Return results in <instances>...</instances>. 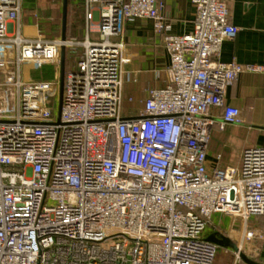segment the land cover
<instances>
[{"label":"built area","instance_id":"obj_1","mask_svg":"<svg viewBox=\"0 0 264 264\" xmlns=\"http://www.w3.org/2000/svg\"><path fill=\"white\" fill-rule=\"evenodd\" d=\"M190 1L193 31L174 35L161 0H84L97 37L78 42L22 36L10 28L19 0H0V264H214V215L264 217V146L245 148L238 167L207 160L211 129L244 121L227 87L264 64L219 60L240 28L223 1ZM128 18L153 20L170 64L168 83L123 112ZM79 45L61 104L58 79L21 78L22 61L56 69L61 47Z\"/></svg>","mask_w":264,"mask_h":264},{"label":"crops","instance_id":"obj_2","mask_svg":"<svg viewBox=\"0 0 264 264\" xmlns=\"http://www.w3.org/2000/svg\"><path fill=\"white\" fill-rule=\"evenodd\" d=\"M160 14L165 33L188 34L193 31L195 8L190 0H161ZM229 10V22L239 32L231 40L223 41L219 60L240 64H264V0H220ZM64 0H19V12L10 28L27 38L44 36L61 38L63 32ZM97 27H87L84 0H66V39L82 42L86 37L95 39ZM122 39L134 58L125 65L124 89L133 98L136 107L147 96L151 87L168 83L167 68L170 56L163 36L156 33L151 18H128L123 23ZM83 55L82 46L65 48V70L71 69ZM60 62V54H59ZM44 62L39 67L33 60H24L19 66L24 81L53 80L60 77V68ZM134 78L136 81H132ZM223 101L238 108L242 123L228 124L222 130L211 129L207 150L208 165L212 167H238L245 148L264 146V74L243 72L227 87ZM245 230H252L254 239H246ZM226 236L247 258L264 264V217L251 218L245 224L240 218L214 215L204 233ZM214 264H231V247L219 246ZM231 250V251H230ZM243 263L247 264L241 257Z\"/></svg>","mask_w":264,"mask_h":264},{"label":"water","instance_id":"obj_3","mask_svg":"<svg viewBox=\"0 0 264 264\" xmlns=\"http://www.w3.org/2000/svg\"><path fill=\"white\" fill-rule=\"evenodd\" d=\"M64 10H63V32L61 39L65 40L66 36L64 34L65 31V24H66V0H64ZM59 68H60V77H59V102L61 104V99H62V92H63V84H64V70H65V47L62 46L60 49V62H59ZM208 241L213 242L217 244L218 246L221 247H231L234 250H237L236 246L224 235L222 234H216L212 233L210 234L207 238ZM242 259L247 263V264H259L249 258H247L244 254L241 253ZM40 264V263H37Z\"/></svg>","mask_w":264,"mask_h":264},{"label":"rangeland","instance_id":"obj_4","mask_svg":"<svg viewBox=\"0 0 264 264\" xmlns=\"http://www.w3.org/2000/svg\"><path fill=\"white\" fill-rule=\"evenodd\" d=\"M128 96H129L128 90L124 89V92L122 94V102H121V108H122L123 112H125V111H127V110H129V109H131V108H133L135 106L134 102H129L128 101ZM254 238H255V235L251 239H254Z\"/></svg>","mask_w":264,"mask_h":264}]
</instances>
